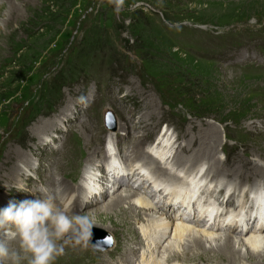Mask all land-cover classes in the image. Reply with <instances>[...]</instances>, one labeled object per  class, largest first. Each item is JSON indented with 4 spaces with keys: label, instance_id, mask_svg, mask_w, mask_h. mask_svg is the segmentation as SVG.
Segmentation results:
<instances>
[{
    "label": "rangeland",
    "instance_id": "374dc122",
    "mask_svg": "<svg viewBox=\"0 0 264 264\" xmlns=\"http://www.w3.org/2000/svg\"><path fill=\"white\" fill-rule=\"evenodd\" d=\"M0 3V210L9 201L41 199L38 195L47 191V184L34 183L44 182V171L55 172L53 178H64L66 184L72 178L70 186L77 184L86 160L92 165L106 158L104 143L114 131L125 136L117 146L121 158L135 154L130 138L133 144L145 141L143 150L157 141L155 135L175 133L169 144L177 140L173 149L179 146L172 158L175 170L187 167L185 160L209 167L221 162L218 166L224 173L210 171L214 174L208 180L224 175L264 183L260 176L225 172L236 164L264 168V0H124L119 13L110 0ZM97 144L102 149L94 160L88 158ZM81 149L86 152L85 161ZM33 162L39 169L21 178L22 185L9 178L13 172L15 176L18 165L23 169ZM99 179L105 181V177ZM126 188H116L98 205L106 204L112 194L129 191ZM90 210L81 206L74 215L89 218L85 238L106 248V255L114 253L108 248L116 240L133 246L141 237L142 233L137 232L139 237L128 229V219L121 215L113 216V224H119L113 230L106 216L98 219ZM143 210L170 219L155 207ZM132 217L130 225L139 231L142 222ZM33 226L43 229L48 224ZM11 232L14 237L19 233L15 225ZM74 234L65 233L64 241L50 238L59 242L58 249L66 243L72 248L69 244L76 241L70 235ZM0 241L10 254H18V264H28L32 253L25 252L22 242L11 249L15 238L0 236ZM76 245L75 251H84ZM166 245L164 241L162 249ZM177 249L182 262L224 264L214 260L211 249ZM160 254L168 259L170 252ZM98 261L85 251L84 258L74 257L69 264ZM0 264H14L11 255L0 257Z\"/></svg>",
    "mask_w": 264,
    "mask_h": 264
},
{
    "label": "bare ground",
    "instance_id": "6f19581e",
    "mask_svg": "<svg viewBox=\"0 0 264 264\" xmlns=\"http://www.w3.org/2000/svg\"><path fill=\"white\" fill-rule=\"evenodd\" d=\"M0 5H1V3H0ZM66 118H68V120H66V122L71 120L70 115H68V114L66 115ZM81 123H83V122H81ZM81 126H83V125H81ZM84 128H86V126ZM67 131L68 130H66V132ZM108 131H109V128H108ZM110 133L113 134V137H111L110 138L111 140L106 143V150L108 153H113L116 156H118V152H117L118 147L117 146H119L120 141H122L125 136H123L124 134L120 131L119 132L114 131V132H110ZM55 137H57V136L55 135ZM53 141H54L53 143H55L56 140H53ZM128 142L130 145V149L136 154H138L140 152L139 147H141L142 144L145 143V141L141 140V141H138L136 144H133L131 138L129 139ZM110 143L114 147V151H111V149L109 148ZM66 147H67V145H66ZM101 149H100L99 144H97V147L95 145V151L90 153L88 155V158L90 156V158H92L94 160V158L96 157L95 153L99 152ZM64 152L65 151H63V153ZM119 153H120V151H119ZM121 156H123V153ZM53 161H54V159H52V162ZM86 161H87V165L85 167V180L83 183L84 185L78 186V190L80 187L79 194H77V195L75 194V191H74V189L76 188L75 186H70L71 183H68V184L65 183L64 178L63 179L61 178L62 175H61V177H59L61 179L53 178V174L55 172L51 173V171L48 170L49 173H46L44 171V173L47 175V178H44V182L37 181L34 183V185H36L37 183H40V184L45 186V184H47V186H45V188L47 189V191L48 190L51 191V193L49 195L47 191H44L45 190L44 189L40 192L41 195L43 194V196L38 195L39 193H36V195L40 196L41 199L38 198V200H42L45 203H47L53 212H55L58 209L63 210V211L66 210L65 213H67V211L68 212L70 211V213H72V214L68 215L70 218L73 216H76V215H74L75 214L74 210H76L78 207L82 206L84 208L85 207L87 208L88 206H90L91 210L89 213H94V214H92V216L94 215L98 219L104 218V216H106L105 219L107 218L110 220V222L113 226V228H112L113 230L119 225L118 222L117 223L115 222L113 224V222H114L113 216H116L118 214L121 215L124 220L128 219L127 220L128 221L127 222L128 223V229L131 230V232L133 234H137V232L139 233V231L136 228V226L131 227L130 224L132 222L130 220V217L136 216L137 217L136 221L141 220L142 224L147 223L144 226L149 230V235L146 236L145 233L143 232V235L139 233L141 236L140 237L139 234H137L140 237V238L138 237L139 240L140 239L141 240L139 241L137 239L138 242H136V244L133 242L135 245L131 244V242H130V244L133 246H130L128 248V252L124 254L125 257L121 258V259H123L122 260L123 264L125 263V261L128 264H133V263L135 264V262H137L139 258H140V261L143 262L142 264H201V263H196V262H194V263L193 262L192 263H186V261L182 262L181 261L182 258L180 259V257L183 255H181V252H179V249H177L178 247L180 248L181 246H182L183 250H188V251L193 250L194 247H196V249H198V250L202 249L203 251L214 250L215 251V254L213 256L214 260H215V258L219 259V260L223 261L224 264L227 262V260H228L229 264H240V263L241 264H264V229L260 228V229L256 230L257 232H253L250 236L248 234H246V236H244V237L242 236V238H237V236H234L231 233L221 232L219 230H206V229H204L203 231H199L197 228H193L192 226L188 225L187 223H178V222H175L173 219L164 220L163 217H161L159 215H156V214L153 215V213H150L148 211L143 210L144 208H148V209H149V207L151 208L152 204L149 202V199L147 198V196L139 193L140 187L134 186L129 181V179L127 180V178L124 176L115 177L114 183L116 184V182H118L119 183L118 185H120L118 187L124 186V187L130 188L129 191H127V192L122 191L120 194L116 192L117 194L115 196L112 194L111 199L109 201H107L106 204L98 205L101 200H103L106 196H108L112 193V192H110L111 188H109V187L107 188L105 182L104 183H100V182L96 183L98 181V179L94 178L92 175H89L88 172H89V169H91V167L93 165H95L94 168L95 167L97 168V166H96L97 164L91 163L92 165H90L89 164V162L91 161L90 159H88ZM158 162H159V160H158ZM190 162H191L190 160H187V161L185 160L186 165H188V163H190ZM220 163L221 162L213 163V164H211V166H212V168H214L215 171H219V172L223 173L224 170L222 168L219 169V166H218V164H220ZM59 165H60V163H59ZM173 165H174V163H173ZM192 165L194 167L197 164H192ZM247 165L248 164H238V165L236 164V166L234 167V170L231 171L227 168L226 169L227 171L225 170V172L228 176L231 174L234 175L236 173H238L240 175L252 174L253 176H258V177L260 176L264 179V168L263 167L249 166V168H247L246 167ZM18 166H19V168L16 170L15 176H14V172H13L9 175V178H11L14 181L16 179L19 183H20V181H22V180H20L21 178H23L24 176L26 178H27V176H31V174L35 173L34 169L35 170L39 169L38 166L35 167L34 162L30 167H23V169H22V167H20V165H18ZM69 166H70V164H69ZM76 168H77V165H76ZM79 168H81V167H79ZM183 168H186V167H183ZM157 169L159 171V168H157ZM55 170H53V171H55ZM179 172H180V170L174 169V170L170 171L169 173L167 171L166 175L167 176H174V175H177ZM56 173H58V172H56ZM102 175L106 176V173H102ZM134 175H135V173H134ZM106 179H107V177H106ZM195 179H196V177L193 176V180H195ZM56 181L59 183L57 187L54 186V183ZM261 182L263 183V181H261ZM261 182H256V183H258V185H259V184H262ZM32 183H33V181H32ZM199 183H200V180H199ZM95 189L101 190L100 198L97 195L94 197L92 196V193H93L92 191H94ZM113 191H115V189ZM211 192H215V191L212 190ZM171 196H173V194L170 195V197ZM75 197H76V199H75ZM32 201H34V200H32ZM69 202H71V205L69 204ZM124 204L125 205L127 204V206H124ZM94 205H97V206L94 207ZM62 206H63V208H62ZM139 207H141V209H139ZM145 217H146V220H144ZM42 220L44 221L43 223H41ZM145 221H147V222H145ZM124 222H126V221H124ZM31 223L33 225H39V226H40V224H42V225L48 224V226L45 228L48 229L49 233H52L55 230V226L51 223L50 218H48V219H42V218L36 219L35 221H32ZM91 224L97 225L96 222H91ZM13 226L14 225H10L8 227V229H9L8 231L10 233H14V232H11V228ZM36 230H37V232H41L42 228H38ZM0 236L6 237V239H8V238H15L16 239L13 246L10 247L11 249H15L16 247H19L20 246L19 244L22 242L21 241L22 237L20 236L19 233L15 237L11 234L8 235L9 236L8 237V236H5V230L4 231L0 230ZM52 237H54V236H52ZM142 238H144V239H142ZM73 240L76 241V239H73ZM61 241H64V240L61 238ZM82 241H84V240H82ZM164 241H167V245L165 247H163L164 249H162L161 246H162ZM87 242L91 246L97 247V245L94 244L93 242L92 243L89 241H87ZM37 243H40V242H37ZM57 243H59V242L57 241L55 244L58 245ZM66 244H68V243H66ZM66 244L63 245L62 252L66 253L67 256L64 257L65 254L63 256V253L60 252L59 254L55 255V258H54L60 264H69V259L71 260L74 257H79L80 259H81V257L84 258L85 257V251H88L90 255L94 256V258L98 256L97 252H92V251L88 250L87 248H84L83 246H78V249L84 250V251L77 252L74 249L77 247L76 244H74V245L69 244L72 246V248L71 247L70 248L65 247ZM144 245H145V247H144ZM140 248L143 249L142 252H140ZM64 249L66 250L65 252H64ZM161 249H162V251H161ZM180 251H181V249H180ZM160 252L163 254L170 252L169 256H167L168 259H166L164 256H162L160 254ZM107 253H110V252H107ZM129 254H130V256H129ZM190 255H191V253H190ZM190 255H188V256H190ZM58 256L62 257V258L57 259ZM144 256H146L145 260H143ZM221 256L227 257L228 259H226V258L220 259L219 257H221ZM213 258H208V259H213ZM54 259L51 260L52 262L49 264H53L55 262ZM230 260H232L234 263L231 262ZM95 264H105V263L100 260V261L96 262Z\"/></svg>",
    "mask_w": 264,
    "mask_h": 264
},
{
    "label": "clouds",
    "instance_id": "9594fccd",
    "mask_svg": "<svg viewBox=\"0 0 264 264\" xmlns=\"http://www.w3.org/2000/svg\"><path fill=\"white\" fill-rule=\"evenodd\" d=\"M114 3L116 12L121 10L124 0H110ZM51 219V223L55 226V230L49 233L47 228L37 232L36 228L31 223L36 219ZM90 224L87 216L69 217L63 210L53 212L49 205L42 200L34 201H9L7 207L0 210V228L5 229V236L15 235L8 231L10 225H15L22 237V247L25 252H31L32 256L28 264H49L55 258V255L62 252L58 249L54 240L63 238L65 233L73 232L76 234V243H80L81 239L87 235L84 229L85 225ZM38 238L40 243H37ZM11 258L14 264H18L20 257L17 253H9L6 245L0 241V257Z\"/></svg>",
    "mask_w": 264,
    "mask_h": 264
},
{
    "label": "snow or ice",
    "instance_id": "6c2138e0",
    "mask_svg": "<svg viewBox=\"0 0 264 264\" xmlns=\"http://www.w3.org/2000/svg\"><path fill=\"white\" fill-rule=\"evenodd\" d=\"M107 242H108L109 244L111 243V238H110V237L108 238Z\"/></svg>",
    "mask_w": 264,
    "mask_h": 264
}]
</instances>
